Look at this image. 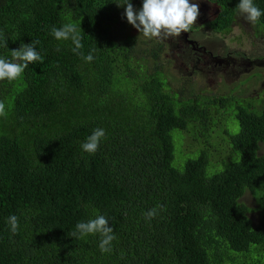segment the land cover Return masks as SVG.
Returning a JSON list of instances; mask_svg holds the SVG:
<instances>
[{
	"label": "trees",
	"instance_id": "16d2710c",
	"mask_svg": "<svg viewBox=\"0 0 264 264\" xmlns=\"http://www.w3.org/2000/svg\"><path fill=\"white\" fill-rule=\"evenodd\" d=\"M205 1L218 12L210 28L230 34L239 0ZM123 3L0 0L8 49L39 41L44 58L0 81V264H264V97L173 88L161 52L142 49L141 34L114 36ZM131 3L139 9L142 0ZM253 3L264 12V0ZM65 23L76 26L90 63L50 34ZM254 32L264 37V15ZM96 128L105 137L88 154L80 144ZM173 132L182 136L179 161L196 154L179 167ZM246 192L256 225L240 202ZM157 205L163 210L146 220ZM96 215L113 228L109 253L99 235L72 237Z\"/></svg>",
	"mask_w": 264,
	"mask_h": 264
},
{
	"label": "rangeland",
	"instance_id": "374dc122",
	"mask_svg": "<svg viewBox=\"0 0 264 264\" xmlns=\"http://www.w3.org/2000/svg\"><path fill=\"white\" fill-rule=\"evenodd\" d=\"M190 2L199 3L201 20L206 15L211 16L206 14L208 10H214L212 14H215L216 9H211L205 0ZM196 23L191 31L182 33L180 37L148 39L141 34L140 39L148 43L146 46L142 45V49L151 47L156 52H161L158 64L163 66L172 87H183L188 91L192 88L195 93L208 89L222 95L231 94L236 98H252L259 94L264 97V37L255 34L254 24L240 14L231 33L222 36L213 32L206 23L199 24L198 20ZM201 27L206 28L200 29ZM137 32L127 20L114 27L117 39ZM234 87L236 89L232 91ZM181 138L180 132L172 133L174 167L183 165L187 156L196 155L186 153L182 160H178V153L183 151ZM240 202L250 210L249 216L256 225L258 213L254 211L256 205L250 192H246Z\"/></svg>",
	"mask_w": 264,
	"mask_h": 264
},
{
	"label": "clouds",
	"instance_id": "9594fccd",
	"mask_svg": "<svg viewBox=\"0 0 264 264\" xmlns=\"http://www.w3.org/2000/svg\"><path fill=\"white\" fill-rule=\"evenodd\" d=\"M118 6L124 7L123 16L127 22L139 34L148 39L180 37L182 33L191 31L200 15L199 3L190 2V0H142V5L139 9L133 6L131 0H124V3ZM236 10L245 20L253 24L258 22L259 18L264 15V12L253 3V0H239ZM50 34L57 41L71 40L74 45L72 51L80 55L85 62L90 63L94 59L92 52H89L86 56L79 52L83 47L81 36L77 32L76 26L72 23H65L59 28L53 26ZM0 41H2L0 46L8 49L7 39L4 38L2 33H0ZM38 43L39 41H32L29 44L21 43L17 49H8L9 57L0 56V81L6 80L11 83L20 79L24 70L30 64L36 62L42 64L44 58L35 47ZM4 116H6V106L0 101V117ZM104 137L105 130L103 128L93 129L92 133L80 144L82 151L88 154H95ZM162 210L163 206L157 205L142 213V215L146 220H151ZM7 224L13 234L17 233L19 220L16 215H10L7 218ZM89 235H99V250L101 253L112 251V242L116 237L113 234V228L109 226V221L105 216L96 215L87 221L76 223L72 237L83 239Z\"/></svg>",
	"mask_w": 264,
	"mask_h": 264
},
{
	"label": "flooded vegetation",
	"instance_id": "af4514ba",
	"mask_svg": "<svg viewBox=\"0 0 264 264\" xmlns=\"http://www.w3.org/2000/svg\"><path fill=\"white\" fill-rule=\"evenodd\" d=\"M211 9H213V7L216 9V11L214 12L215 14H212V12L214 11V10H208V12H206V14H210L211 16H208V15H206L205 16V19L203 18L202 20L200 19V17H199V19H198V22H199V24H202V23H206L208 26L207 27H209L210 28V26H209V22H212L213 20H214V18H215V16L217 15V8H216V6H209ZM237 20H238V18H236V22H237ZM197 25V23H195V26ZM233 26H235V23H234V25ZM206 27H201L200 29H205ZM211 29V28H210ZM212 30V29H211ZM213 31V30H212ZM214 32V31H213ZM216 33V32H215ZM216 34H219V33H216ZM221 35V34H220Z\"/></svg>",
	"mask_w": 264,
	"mask_h": 264
}]
</instances>
